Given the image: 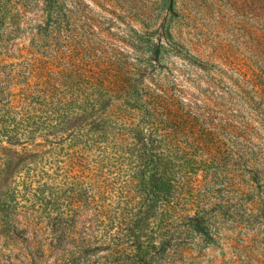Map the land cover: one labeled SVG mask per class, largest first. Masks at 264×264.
I'll list each match as a JSON object with an SVG mask.
<instances>
[{
    "label": "rangeland",
    "instance_id": "obj_1",
    "mask_svg": "<svg viewBox=\"0 0 264 264\" xmlns=\"http://www.w3.org/2000/svg\"><path fill=\"white\" fill-rule=\"evenodd\" d=\"M150 142L185 179L179 209L212 219L168 264H264V212L237 194L261 177L264 205V0H0V264L86 192L124 199ZM241 199L233 229L219 209Z\"/></svg>",
    "mask_w": 264,
    "mask_h": 264
},
{
    "label": "trees",
    "instance_id": "obj_2",
    "mask_svg": "<svg viewBox=\"0 0 264 264\" xmlns=\"http://www.w3.org/2000/svg\"><path fill=\"white\" fill-rule=\"evenodd\" d=\"M46 83L51 94L57 92L56 87L51 88L49 82ZM64 105L52 99L46 110L52 107L64 113ZM59 119L63 120L64 115ZM166 121L172 125L170 120ZM18 128L15 127V131ZM135 157L131 177L125 182L124 199L95 205V195L86 192L79 209L73 211L65 223L54 220L48 240L37 237L23 240L18 264H168L165 257L173 247L176 249L187 242L204 245L211 242L214 237L211 216L204 210L184 215L179 209L181 196L177 192L185 179H176V172L169 171L161 149L152 142L146 143L137 149ZM184 168L193 167L185 164ZM251 169L245 165L243 171L250 174ZM172 178L177 181L176 185L172 184ZM261 181V177L258 180L249 177L243 190L237 192L244 197V202L248 200L247 205L250 201L255 204L257 214H248V221L264 212L263 199L253 197L256 188L252 184ZM242 201L228 205L227 213L219 209L220 215H228L233 229L241 226L238 220L240 207L244 206Z\"/></svg>",
    "mask_w": 264,
    "mask_h": 264
}]
</instances>
